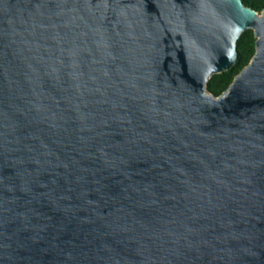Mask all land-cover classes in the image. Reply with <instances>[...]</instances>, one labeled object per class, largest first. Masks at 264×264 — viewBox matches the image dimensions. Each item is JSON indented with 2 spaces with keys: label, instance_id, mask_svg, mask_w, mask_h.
Wrapping results in <instances>:
<instances>
[{
  "label": "water",
  "instance_id": "obj_1",
  "mask_svg": "<svg viewBox=\"0 0 264 264\" xmlns=\"http://www.w3.org/2000/svg\"><path fill=\"white\" fill-rule=\"evenodd\" d=\"M0 264H264V10L0 0Z\"/></svg>",
  "mask_w": 264,
  "mask_h": 264
},
{
  "label": "trees",
  "instance_id": "obj_2",
  "mask_svg": "<svg viewBox=\"0 0 264 264\" xmlns=\"http://www.w3.org/2000/svg\"><path fill=\"white\" fill-rule=\"evenodd\" d=\"M245 5L259 13L264 10V0H242ZM256 37L253 30L245 31L237 42L238 58L234 66L220 74L213 75L207 84V89L216 96L222 94L233 82L235 76L246 67L256 52Z\"/></svg>",
  "mask_w": 264,
  "mask_h": 264
}]
</instances>
